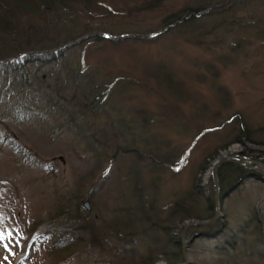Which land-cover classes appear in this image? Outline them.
<instances>
[{
  "label": "rangeland",
  "instance_id": "1",
  "mask_svg": "<svg viewBox=\"0 0 264 264\" xmlns=\"http://www.w3.org/2000/svg\"><path fill=\"white\" fill-rule=\"evenodd\" d=\"M167 1L169 11L200 1H209L212 8L197 17L190 14L174 28L170 25L173 29L158 38L142 35V42H138V38L129 37L128 43L116 46L92 41V34L150 35L158 31L160 17L164 20L167 12L161 16L150 12H132L123 17L101 14L95 19L90 12L71 13L62 20L63 31L89 32L82 37L85 44L76 43L72 54L66 51L56 59L67 65L84 59L87 72L98 70V83L107 79L117 82L106 83L113 93L91 111L94 114L81 115V100L71 99L67 91L65 96L70 99L65 97L62 104L50 108L53 104L48 102L49 96H55L58 84L64 81L50 75L62 72L60 65H42L48 61L46 52L35 56L36 61L28 57L31 61L26 62L24 71H36V79L24 77L31 84L27 92H21L15 83L8 86L3 72L9 67L0 69V264H119L117 259L128 262L123 260L140 256L153 246V234L125 238L115 228L116 235L105 240L110 251L105 243L99 242L102 246H98L89 242V230L76 233L62 219L50 220L48 216L61 206L70 210L80 207L82 215L86 211L82 204L88 200L92 217L103 221L122 219L132 209L128 190L136 181L131 173L141 169L146 181L156 173L160 175L156 191L152 184L147 187L153 191L149 197L160 201L158 209L161 205L167 208L179 193L200 181L197 199L192 202H197L198 207L192 212L206 218L207 208L213 203L209 171L222 147L264 149V0ZM115 4L123 5L121 10H125L124 6H132L133 2L119 0ZM74 42L68 43L69 47ZM25 56L19 60L25 62ZM18 120L33 122L36 130L28 129L31 126L24 123L5 130L4 122ZM244 125L255 131L250 135L254 143L245 137L240 140L243 144L232 143ZM106 130L109 136H103ZM3 132L8 135L5 139ZM85 133L87 138L83 137ZM91 137L95 142L89 141ZM128 143L134 144L138 152L124 153L121 148ZM150 154L169 163L152 161ZM205 163L209 167L205 168ZM230 183L225 180L221 191L228 190ZM223 204L225 217L221 219L228 218L231 228L255 213L264 223V182L244 179L223 199ZM37 217H46V221L31 236L24 228ZM173 229L176 234L177 229ZM256 230L257 227L250 228L249 232ZM77 236L86 240L81 242L80 251L74 250L75 255L69 259L56 261L48 247L52 243L56 246L59 238ZM155 236L162 240L159 231ZM223 237L193 241L189 249L191 264H264V258L250 260L244 253L232 255L231 259L217 258L209 251ZM247 249H251L249 241ZM157 264L166 261L159 260Z\"/></svg>",
  "mask_w": 264,
  "mask_h": 264
},
{
  "label": "trees",
  "instance_id": "2",
  "mask_svg": "<svg viewBox=\"0 0 264 264\" xmlns=\"http://www.w3.org/2000/svg\"><path fill=\"white\" fill-rule=\"evenodd\" d=\"M118 1L119 0H0V69L9 67V71L6 72L5 70V72H3L7 80V85L10 86L12 83L18 84L21 87V92H27L31 84L26 81L24 77L36 79L34 76L36 71H33L31 74L24 71L28 66L26 62L29 63L31 61L28 57L30 56L34 59L38 54L46 52L48 61L42 62V65H48L51 62L60 65L61 68H63L62 72H50V75L55 76L57 80L63 79L65 84H58V92L56 93L54 91L55 96H53V94L49 96L51 100L48 99V102L53 104L50 108L52 109L54 104H62L65 97L70 99L65 96V92L67 91L71 94V99L78 98L81 100L83 105L82 108H84L82 111L84 114L81 115H85V112L94 114V112L91 111L97 110L102 103L110 99L113 93L111 88H107L106 83L108 82L109 85H117V82H110V80L107 79L104 80V83H98V81L95 80L98 70L87 72L88 67L84 65V59L82 60L79 58L77 63H68L69 65H67V62L64 60L56 59L58 55L66 51L72 54L77 44L71 43L69 47L68 43L82 38L89 32L84 31L82 33H75L74 29L63 31V29H61L62 20L71 13L88 14L89 12V15H92L93 19L100 17L101 14H111L119 17L131 16L132 12L137 14L150 12V14L153 13L161 16L160 11H162V13L167 12L171 7L170 4L167 5L169 2L167 0H127L133 2L132 6H124L125 10H121L123 5L117 7L115 4ZM211 8L212 4L209 1H200L196 2V5H182L177 10H168L169 13H165L163 16L164 20L162 16L160 17L161 20L160 26L157 29L158 31H152V33L155 38H158V36L166 34L173 29L175 27L174 25L183 22L185 20L184 18L190 16V14H205ZM166 24L174 25L172 28L165 27ZM92 37V41L103 42L111 46L128 43L126 39L130 38H138L136 41L142 42L140 35L135 34L113 36V34L101 35L97 33ZM81 41L80 45L85 44L84 41ZM22 55H26L25 62L19 60V57ZM34 61L36 60L34 59ZM61 61L62 63H60ZM23 66H25V69H23ZM37 66L35 68H38ZM46 71L48 72V70ZM85 73L86 75H84ZM42 75H44L43 72ZM60 76L63 77L60 78ZM81 76L83 78L80 79ZM224 89L223 87L219 92H222ZM226 93L227 92H225L224 95L228 94ZM22 95L24 94L21 93L20 96ZM136 111L143 113V110L140 109H136ZM22 123L29 124L31 127L28 129L36 130L35 124L28 120L6 121L3 123V126L5 130L11 131L14 127ZM249 128L250 127L247 125H244L242 128L239 127L234 140L239 141L242 137H245L254 143L250 135L254 134L255 131ZM111 132L115 133L114 130ZM87 134L88 133L83 134V137L87 138ZM102 134L103 136H109L108 131ZM7 136L6 133L3 134L4 139L7 138ZM113 136L112 134V137ZM91 140L95 142L93 137L89 139V141ZM101 145L105 146V144ZM121 149H125L124 153H133L139 150L132 143H128ZM117 153L118 150L114 152V155ZM240 154L245 156L253 155L264 161V149L246 146L241 149ZM148 158L152 161L160 162L161 165L169 163L166 159L158 158L153 154H150ZM205 164V168L209 167L207 163ZM226 172H228L227 176H225ZM131 174L132 180L135 179L136 181L128 190L132 195V209H130L131 213L123 216L122 219H116L118 221L113 219L103 221L99 220L97 217H92L89 211H85V213L81 215L80 207L78 208L76 206H74V210L62 208L61 206L54 215L48 216V218L50 220L62 219L66 222L65 224L70 226L76 233L77 231L85 232L89 230L90 237L88 241L98 246H102L103 243L108 245L105 240L108 241L114 237L115 228L120 230L118 232L125 235V238L147 233L154 235L155 240L152 241L153 246L149 247L142 255L131 256L130 260H123L128 262H122V260L117 259L116 256L119 264H157L159 260L166 261V264H182L183 258L180 250V236L184 223L193 219H207L212 217L214 213L213 203H210L207 208L208 214L206 218L200 217L192 212L198 207L197 202L192 203L196 201L198 196L197 186L200 184V181L196 180L192 183L191 189L179 193L177 198L172 201L167 208H163L160 204L161 209H158L157 206H159L158 203L160 201L149 197V195L153 194V191L147 187L152 184L154 186V191H156L159 187V182H157L156 178L158 179L160 175L156 173L150 180L146 181L142 178L141 169H136L134 174L133 171ZM219 178L221 186L225 183V180L231 182L228 190L221 191L222 204L223 199L228 197L229 192L236 189L244 179L255 178L264 182L263 174L258 168L236 164L222 165L219 169ZM146 193L149 194L147 195ZM127 207H129V205ZM227 214L225 213V215ZM255 215H257V213H255ZM255 215L246 219L243 224H239L238 226L234 225L233 228H231L228 218L219 219L215 223L207 226L191 227L187 231L189 246L192 247L193 241L196 240H191L195 234L198 235V238L203 237L206 239L217 238L219 236L223 237V234H230L226 239L223 237V241L215 244V246H213L214 248L209 252L213 255L220 256L219 258L222 259H231L232 255L243 253L247 255L250 260L264 258V230L262 229L264 223L259 216L255 217ZM222 216H224V214H222ZM45 221L46 217L32 219L29 221L28 225H26L24 231L32 235L35 229L40 224L45 223ZM255 227H257L258 230L249 232L250 228L255 229ZM173 228L177 229L178 234L173 232L175 231ZM155 231L161 233L162 240L160 237L155 236ZM118 232L117 235H120ZM247 235L250 236V240L247 239ZM85 241L83 237L79 238L78 236L66 240H60L59 238L58 241L54 243L56 246L52 243L48 248L49 252L52 251V254L55 253L54 258L56 261L61 262L75 255L76 252H74V250L80 251V244L81 242L85 243ZM247 241L250 242V250L247 249ZM99 242L102 245L99 244ZM110 247L111 246L108 245L107 248L110 249ZM175 254L176 257H174ZM128 255L129 254H127V256ZM122 258H124V255H122ZM10 264H12L11 261Z\"/></svg>",
  "mask_w": 264,
  "mask_h": 264
},
{
  "label": "water",
  "instance_id": "3",
  "mask_svg": "<svg viewBox=\"0 0 264 264\" xmlns=\"http://www.w3.org/2000/svg\"><path fill=\"white\" fill-rule=\"evenodd\" d=\"M237 164V165H243V166H253L257 167L261 170L264 176V162L253 158V157H246V156H240V157H223L216 159L211 166V177H212V185H213V208L214 213L213 216L207 219H197L192 220L191 222H186L183 225L182 232H181V254L183 258V264H190V261L187 256L186 251V243H185V236L187 229H189L191 226L194 225H200V226H207L214 222H216L219 218H221L222 210H221V189H220V179H219V169L224 164ZM84 205L89 210V202L85 201Z\"/></svg>",
  "mask_w": 264,
  "mask_h": 264
},
{
  "label": "bare ground",
  "instance_id": "4",
  "mask_svg": "<svg viewBox=\"0 0 264 264\" xmlns=\"http://www.w3.org/2000/svg\"><path fill=\"white\" fill-rule=\"evenodd\" d=\"M162 13V11H160V14ZM167 13H169L168 11H167ZM200 14H194V16H199ZM167 25V24H166ZM174 24H172V26H173ZM170 25H167L166 27H169ZM175 26V25H174ZM94 33L95 34H92V36H94V35H96L97 33H100L101 35H108V34H112V33H108V32H103V33H101V32H97V31H94ZM126 35L125 33H121V34H117V35H113V36H122V35ZM142 35H144L145 37H148V36H152V37H154V35H153V33L152 34H150V35H146V34H143V33H140V36H142ZM90 37V36H89ZM82 40V38H80V40H77V41H75L74 43L76 44V43H79L80 41ZM142 40V39H141ZM225 88V87H224ZM232 118V117H231ZM230 118V119H231ZM234 118V117H233ZM241 143V144H243L242 142H240V140L239 141H234V142H232V143ZM226 146H224V147H222V150L223 151H221V154H220V156H218L219 158H223V157H237V155L240 153V151H241V146H237V145H234V146H232L231 148L229 147V148H225ZM238 149V148H241L240 150H237V151H235L234 149ZM222 155V156H221ZM246 157H253V158H256V157H254L253 155H250V156H246ZM256 159H258V158H256ZM215 160H216V158H215ZM214 160V161H215ZM213 161V162H214ZM212 162V163H213ZM212 163H211V166H212ZM240 166H243V165H240ZM220 189H222V187H221V182H220ZM222 207H223V204L221 203V210H222ZM193 220H197V219H193ZM192 220H190V221H188V222H191ZM218 221V220H217ZM215 223V222H214ZM213 224V223H212ZM194 226H200V225H194ZM194 226H191V227H194ZM190 227V228H191ZM187 231H188V229H187ZM181 237V236H180ZM198 238V235L197 234H195L193 237H192V239L191 240H195V239H197ZM185 243H186V251H187V256H188V259L190 258V255H189V249H190V246H189V239H188V236H187V232H186V236H185ZM181 247V246H180ZM189 261H190V259H189ZM190 264H191V261H190Z\"/></svg>",
  "mask_w": 264,
  "mask_h": 264
}]
</instances>
